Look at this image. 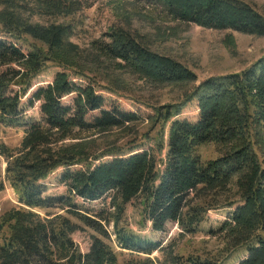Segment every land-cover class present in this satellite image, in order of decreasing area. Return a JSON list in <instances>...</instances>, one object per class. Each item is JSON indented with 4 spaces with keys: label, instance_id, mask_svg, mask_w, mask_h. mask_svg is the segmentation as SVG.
<instances>
[{
    "label": "rangeland",
    "instance_id": "rangeland-1",
    "mask_svg": "<svg viewBox=\"0 0 264 264\" xmlns=\"http://www.w3.org/2000/svg\"><path fill=\"white\" fill-rule=\"evenodd\" d=\"M12 1V6L0 1V11L13 9L26 21L28 32L21 30L10 34L8 30H12L0 23V39L13 43L24 53L39 54L37 49H40L43 55H39L44 58L40 61L42 67L30 74L26 84L21 76L7 81L11 84L5 94L13 95L19 90L22 115L43 126L40 132L30 135L32 131H26L27 127L0 123V246L8 239L9 224L13 221L10 215L19 211L26 216L32 212L26 223L43 224V233L49 232V228L63 231L64 240L68 242L65 247L57 246L49 234L45 241H38L40 250L55 261H65L71 254L76 257L77 253H87L95 242L107 253L103 264H195L193 261L197 264L206 261L237 264L244 258L246 248L238 245L243 230L232 232L228 229L229 212L236 203L243 202L236 182L237 173L225 188L191 192L190 196L194 195L192 205L200 209L198 222L193 226L187 227L189 222H186L184 208L180 221L167 220L161 229H154L151 221L145 218L140 194L110 190L97 200H86L69 194L61 176L66 169H92L100 163L144 150L154 158V171L161 173L167 159L171 122L197 116V96L190 95L192 89L206 78L240 72L251 65L264 55V34L215 29L184 21L174 17L163 2L156 0ZM231 1L248 4L264 18V0ZM33 27H40L39 33ZM61 28H64L62 42L75 53L69 50L74 57L71 64L54 59L49 53L51 35L44 31ZM119 28L151 50L178 61L194 78L153 83L125 67L120 59L100 56L99 47L103 49L111 42L108 32ZM50 51L55 52V49ZM12 67L19 68L17 65ZM57 73H64L68 80L82 88L91 87L104 98L103 108L118 107L137 112L140 118L134 123L74 132L81 140L71 138L76 136L69 130L46 128L49 125L41 112V101L31 99L34 91L51 83ZM75 95L66 94L61 100L71 103ZM166 110L172 114L168 120L161 116ZM77 129L74 127L73 131ZM26 136H29L28 145H33L34 151L42 155L53 154V157L68 148L72 150L74 144L82 143L80 148L84 145L83 156H78V160L69 165H56L37 181L43 188V195L69 194L77 210H69L63 205L49 210L29 208L18 202L6 166L10 159L8 155H16L22 149ZM226 151L225 146L209 141L198 145L195 153L206 163ZM261 156L264 158V152ZM57 214L59 216H55ZM116 225L126 232L158 242L159 247L150 253L121 247L113 232ZM75 264L81 262L75 260Z\"/></svg>",
    "mask_w": 264,
    "mask_h": 264
},
{
    "label": "trees",
    "instance_id": "trees-1",
    "mask_svg": "<svg viewBox=\"0 0 264 264\" xmlns=\"http://www.w3.org/2000/svg\"><path fill=\"white\" fill-rule=\"evenodd\" d=\"M0 1L13 5L12 0ZM156 1L163 2L174 17L184 21L215 29L264 34V18L242 2ZM0 23L13 31L8 30L10 34L27 31L28 28L26 21L9 8L0 11ZM33 28L39 33L40 27ZM63 32L64 28L49 29L44 34L51 35L49 48L55 49V52L49 50V53L54 59L71 64L75 53L62 42ZM108 36L111 42L106 43L103 49L99 47L100 56L120 59L125 67L150 82H177L194 78L181 63L151 50L123 29H112ZM37 52L43 55L40 49ZM39 54L24 53L13 43L0 39V123L27 127L26 131H32L30 135L40 132L43 125L33 123L30 117L22 115L19 90L13 95L5 94V90L11 84L7 81L18 76L27 83L30 74L42 67L40 61L44 57L41 59ZM2 67L6 69L2 70ZM70 93H76L71 103H63L61 98ZM193 93L197 96V116L171 122L167 159L161 173L154 171V158L144 150L100 163L92 169H66L61 181L69 194L86 200H97L110 190L140 194L145 218L151 221L154 229H161L167 220L180 221L184 208L186 222H189L187 227L193 226L198 222L200 209L192 205L194 195L190 196L191 192L225 188L237 173L236 182L243 202L236 203L229 212L228 229L232 232L243 230L238 245L244 246L247 251V255L237 264H264V158L261 156L264 152V55L240 72L204 79L192 89L190 95ZM31 100L41 101L40 109L45 123L49 125L46 128L69 130L73 136H76L74 132L134 123L140 118L137 112L123 111L118 107L103 108L104 98L101 95L94 93L91 87L82 88L73 83L64 73H57L51 83L38 87ZM164 112L157 113L168 120L172 114L169 110ZM74 127L78 128L77 131H73ZM29 136L23 139L22 149L16 155H8L10 159L7 160L6 173L10 185L17 192L18 202L29 208L49 210L63 205L68 206L69 210H77L69 194L43 195V188L37 181L56 165H69L78 160V156H83L84 145L80 148L82 143L74 144L72 150L68 148L66 152L53 157V154L42 155L34 151L33 145H28ZM71 138L81 140L77 136ZM209 141L225 146L227 151L203 163L195 151L198 145ZM31 213L28 212L26 216V213L17 211L10 215L13 221L9 224L7 241L0 246V264H75V260L81 264H103L107 253L96 242L87 253H77L76 257L71 254L65 259L66 262L55 261L45 255L38 241H45L48 234L57 246L61 244L65 247L68 242L64 240L61 230L49 228V232L43 233V224L26 223ZM113 232L121 247L126 249L150 253L159 247L158 242L126 232L117 225ZM193 263L197 264V261ZM199 264L211 263L206 261Z\"/></svg>",
    "mask_w": 264,
    "mask_h": 264
}]
</instances>
